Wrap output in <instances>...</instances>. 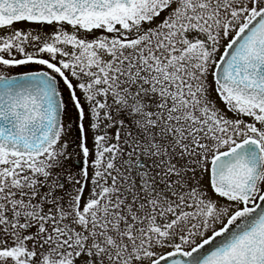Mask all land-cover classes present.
I'll return each mask as SVG.
<instances>
[{"label":"snow or ice","instance_id":"snow-or-ice-1","mask_svg":"<svg viewBox=\"0 0 264 264\" xmlns=\"http://www.w3.org/2000/svg\"><path fill=\"white\" fill-rule=\"evenodd\" d=\"M0 264H264V0H0Z\"/></svg>","mask_w":264,"mask_h":264}]
</instances>
